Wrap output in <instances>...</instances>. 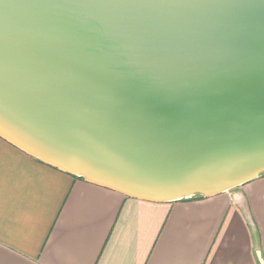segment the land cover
<instances>
[{"label":"water","instance_id":"water-1","mask_svg":"<svg viewBox=\"0 0 264 264\" xmlns=\"http://www.w3.org/2000/svg\"><path fill=\"white\" fill-rule=\"evenodd\" d=\"M0 138L124 196L264 174V0H0Z\"/></svg>","mask_w":264,"mask_h":264},{"label":"crops","instance_id":"crops-1","mask_svg":"<svg viewBox=\"0 0 264 264\" xmlns=\"http://www.w3.org/2000/svg\"><path fill=\"white\" fill-rule=\"evenodd\" d=\"M0 264H264V175L156 203L88 183L0 138Z\"/></svg>","mask_w":264,"mask_h":264},{"label":"trees","instance_id":"trees-1","mask_svg":"<svg viewBox=\"0 0 264 264\" xmlns=\"http://www.w3.org/2000/svg\"><path fill=\"white\" fill-rule=\"evenodd\" d=\"M263 175H264V174H263ZM263 175H262V176H263ZM80 178H81V177H80ZM81 179H83V178H81ZM195 197H202V196H195Z\"/></svg>","mask_w":264,"mask_h":264}]
</instances>
